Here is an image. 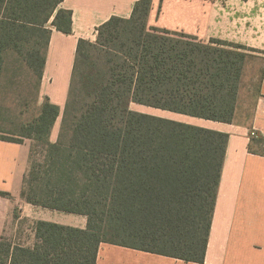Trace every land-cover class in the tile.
I'll list each match as a JSON object with an SVG mask.
<instances>
[{
  "label": "trees",
  "instance_id": "obj_1",
  "mask_svg": "<svg viewBox=\"0 0 264 264\" xmlns=\"http://www.w3.org/2000/svg\"><path fill=\"white\" fill-rule=\"evenodd\" d=\"M62 1L0 0V74L11 56L36 78L35 114L0 139L31 140L21 198L86 226L36 220L31 245L0 235V264H96L102 243L202 263L228 134L130 105L231 123L252 49L149 27L152 0H137L78 40L63 108L38 104L51 28L72 30Z\"/></svg>",
  "mask_w": 264,
  "mask_h": 264
},
{
  "label": "crops",
  "instance_id": "obj_2",
  "mask_svg": "<svg viewBox=\"0 0 264 264\" xmlns=\"http://www.w3.org/2000/svg\"><path fill=\"white\" fill-rule=\"evenodd\" d=\"M136 1L63 0L60 3V7L72 13V30L65 34L51 28L38 104L47 97L63 108L78 40L95 42L97 28L112 16L128 18ZM147 25L183 32L202 42L216 38L249 47L251 58L260 62L253 78L256 77L255 92L245 104L241 101L240 87L231 123L166 111L181 116L166 117L228 134L204 261H184L102 243L96 264H264V0H152ZM245 70L246 65L242 79ZM57 133L54 123L51 141H55ZM30 145L28 138L22 142L0 139V192L6 193L0 194V235L25 245L35 241L36 220L86 226L84 215L74 214L71 223L57 222L46 216L48 208L21 198ZM22 218L27 222H20Z\"/></svg>",
  "mask_w": 264,
  "mask_h": 264
},
{
  "label": "rangeland",
  "instance_id": "obj_3",
  "mask_svg": "<svg viewBox=\"0 0 264 264\" xmlns=\"http://www.w3.org/2000/svg\"><path fill=\"white\" fill-rule=\"evenodd\" d=\"M247 63V64H246ZM246 70L244 77L241 80V101L248 104L250 97L253 96L256 87V77L258 66L260 62H257L255 58L246 59ZM244 65V66H245ZM36 83L35 76L29 72V70L23 65L19 66L13 57H7L3 70L0 74V133L12 132L17 129L21 122L30 119L36 112L34 105L30 104L32 95L34 93V87ZM28 101V106H24V103ZM249 101V102H248ZM131 109L148 112L156 115L172 117L166 111L159 109L137 105L132 103ZM173 117L180 118L181 116ZM60 117L55 122V127L59 128ZM50 220L57 222L71 223V217H74V213L60 212L56 210H48L47 215ZM20 222H27L24 218L19 220Z\"/></svg>",
  "mask_w": 264,
  "mask_h": 264
}]
</instances>
